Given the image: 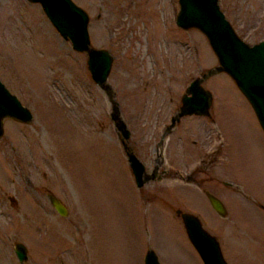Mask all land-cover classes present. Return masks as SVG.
<instances>
[{"label":"rangeland","instance_id":"obj_1","mask_svg":"<svg viewBox=\"0 0 264 264\" xmlns=\"http://www.w3.org/2000/svg\"><path fill=\"white\" fill-rule=\"evenodd\" d=\"M72 1L90 46L112 56L102 86L38 4L0 0V81L32 113L3 120L0 264H142L148 247L160 264H202L176 209L198 217L227 264H264V135L246 99L214 73L201 83L209 114L169 125L188 83L217 65L205 37L175 25L177 0ZM217 3L244 42L264 38V0ZM126 153L143 164L139 187Z\"/></svg>","mask_w":264,"mask_h":264},{"label":"water","instance_id":"obj_2","mask_svg":"<svg viewBox=\"0 0 264 264\" xmlns=\"http://www.w3.org/2000/svg\"><path fill=\"white\" fill-rule=\"evenodd\" d=\"M26 1L38 4L55 31L70 43L71 49L86 55L90 79L94 84L102 86L109 72L112 56L105 49L90 46L87 13L72 0ZM177 4L175 25L181 29H197L205 37L217 65L188 83L180 97L178 111L170 118L169 125H173L184 115H208L211 94L201 83L214 73L224 72L248 102L264 135V39L253 44L240 39L219 9L217 0H177ZM6 118L28 123L32 119V113L0 81V136L3 133V120ZM120 134L123 139H127L129 132L122 129ZM126 155L134 184L139 187L142 184L143 164L132 153ZM205 196L211 209L219 216H224L225 208L221 200L209 192H205ZM49 202L57 214H66V208L58 200L49 196ZM175 213L179 215L186 238L202 264H227L218 241L202 227L197 216L179 209ZM13 252L19 262L25 261L26 249L22 243H14ZM142 264H160L150 247L144 251Z\"/></svg>","mask_w":264,"mask_h":264},{"label":"flooded vegetation","instance_id":"obj_3","mask_svg":"<svg viewBox=\"0 0 264 264\" xmlns=\"http://www.w3.org/2000/svg\"><path fill=\"white\" fill-rule=\"evenodd\" d=\"M264 39V38H263ZM262 40V39H261ZM260 41V40H259ZM258 42V41H257ZM256 43V42H255ZM196 116V115H195Z\"/></svg>","mask_w":264,"mask_h":264}]
</instances>
